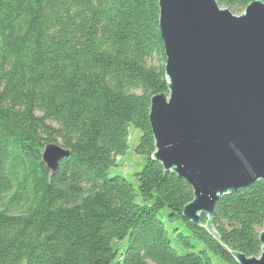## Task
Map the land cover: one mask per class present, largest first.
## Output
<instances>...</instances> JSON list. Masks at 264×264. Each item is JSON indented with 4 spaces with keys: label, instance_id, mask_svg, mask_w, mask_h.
<instances>
[{
    "label": "trees",
    "instance_id": "trees-1",
    "mask_svg": "<svg viewBox=\"0 0 264 264\" xmlns=\"http://www.w3.org/2000/svg\"><path fill=\"white\" fill-rule=\"evenodd\" d=\"M256 1L216 3L239 16ZM158 16L157 0H0V264L259 257L264 182L215 203L216 241L205 215L200 227L182 218L190 186L151 160L150 99L168 94ZM131 128L135 184L118 162ZM49 144L69 153L53 175Z\"/></svg>",
    "mask_w": 264,
    "mask_h": 264
},
{
    "label": "water",
    "instance_id": "water-1",
    "mask_svg": "<svg viewBox=\"0 0 264 264\" xmlns=\"http://www.w3.org/2000/svg\"><path fill=\"white\" fill-rule=\"evenodd\" d=\"M167 95L150 99L151 160L183 179L193 199L182 218L216 241L215 203L264 182V3L239 16L216 0H157ZM68 152L44 147L53 175ZM258 258L226 251L237 264H264V229Z\"/></svg>",
    "mask_w": 264,
    "mask_h": 264
},
{
    "label": "rangeland",
    "instance_id": "rangeland-1",
    "mask_svg": "<svg viewBox=\"0 0 264 264\" xmlns=\"http://www.w3.org/2000/svg\"><path fill=\"white\" fill-rule=\"evenodd\" d=\"M131 132H132L133 136H131L132 137L131 138L132 142L129 144L128 153L124 157H121V159L118 162L121 165L119 170L123 173L125 178L128 181H130L131 183L135 184V179L132 176L133 173H131V172L134 169H136V171H139V169L143 165V159L139 158V157H136V155L132 151L133 148H134V145L136 144V143H134V138L139 137L140 133L138 131L132 129V128H131ZM134 172H135V170H134ZM161 214H162L161 219L163 221H167V217H166L167 211L163 210L161 212ZM170 226H177V224L175 222L174 223L167 222V227L169 228ZM170 239H171V245L173 247H175L174 242H173L174 236H170Z\"/></svg>",
    "mask_w": 264,
    "mask_h": 264
}]
</instances>
